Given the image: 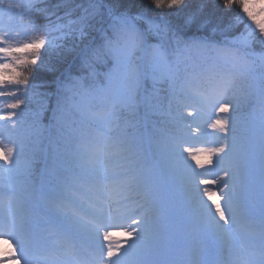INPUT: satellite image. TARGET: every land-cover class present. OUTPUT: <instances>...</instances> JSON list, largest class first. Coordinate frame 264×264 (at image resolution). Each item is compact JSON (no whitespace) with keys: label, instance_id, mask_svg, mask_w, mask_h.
<instances>
[{"label":"snow or ice","instance_id":"obj_1","mask_svg":"<svg viewBox=\"0 0 264 264\" xmlns=\"http://www.w3.org/2000/svg\"><path fill=\"white\" fill-rule=\"evenodd\" d=\"M46 2L0 0V264H264V0Z\"/></svg>","mask_w":264,"mask_h":264},{"label":"trees","instance_id":"obj_2","mask_svg":"<svg viewBox=\"0 0 264 264\" xmlns=\"http://www.w3.org/2000/svg\"><path fill=\"white\" fill-rule=\"evenodd\" d=\"M25 2H27V0H25ZM56 2H57V0H47L46 3H41V4H38L37 6L38 7H50L51 5L55 4ZM124 3H125L126 6H131L133 11L146 9L149 6V0H124ZM257 3L259 5L261 3V1H259ZM210 8H212L213 10H215L217 12H223L224 11V9L222 8V5L220 3V0H213L212 4L210 5ZM256 11L257 12L260 11V7L259 6L257 7ZM33 19H35V17H33ZM39 23H46V21L44 19H40ZM199 55L200 54L195 53V52H193L191 54V56H192V58H193V60H194V62L196 64L200 63ZM70 60H71V58H69V61ZM63 67L64 68L68 67V64L66 63ZM100 70L103 71L102 68ZM36 79L38 81L48 82V81H50L51 77L49 76L48 73H39V74L36 75Z\"/></svg>","mask_w":264,"mask_h":264},{"label":"rangeland","instance_id":"obj_3","mask_svg":"<svg viewBox=\"0 0 264 264\" xmlns=\"http://www.w3.org/2000/svg\"><path fill=\"white\" fill-rule=\"evenodd\" d=\"M259 1H261V0H257V2H259ZM6 102H7V99H6V98H0V111H4V110H5L4 107H3V105H4ZM11 248H12V245H10V244L4 242V243L2 244V246H0V251H3V252L6 253V252L10 251Z\"/></svg>","mask_w":264,"mask_h":264}]
</instances>
